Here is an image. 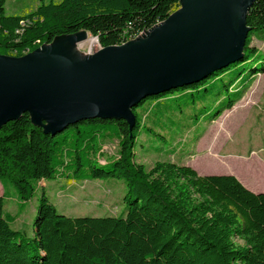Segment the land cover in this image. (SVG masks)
Returning <instances> with one entry per match:
<instances>
[{
  "label": "trees",
  "instance_id": "obj_1",
  "mask_svg": "<svg viewBox=\"0 0 264 264\" xmlns=\"http://www.w3.org/2000/svg\"><path fill=\"white\" fill-rule=\"evenodd\" d=\"M179 1L40 0L33 12L9 16L5 0H0V55L22 57L81 31L96 38L101 48L120 46L164 21ZM245 25L240 60L198 83L143 98L131 110L132 127L122 119L95 118L52 135L34 125L29 113L3 125L0 264H264V193L250 192L232 175L202 176L170 160H158L148 169L135 155L137 150L145 152L141 135L149 142L157 139L154 121L145 124L147 115L154 109L160 113L159 105L166 101H176V93L219 81L228 94L219 103L220 115L240 99L241 82L264 74V55L250 46L252 37L264 41V0L252 1ZM107 136L118 140V150L101 164L98 145ZM59 177L121 181L124 211L103 217L65 216L41 187L31 233L13 229L14 218L4 209L6 189L13 187L24 205L40 182Z\"/></svg>",
  "mask_w": 264,
  "mask_h": 264
},
{
  "label": "rangeland",
  "instance_id": "obj_2",
  "mask_svg": "<svg viewBox=\"0 0 264 264\" xmlns=\"http://www.w3.org/2000/svg\"><path fill=\"white\" fill-rule=\"evenodd\" d=\"M59 1L43 0L45 4ZM39 4L40 0H5V14L26 15ZM146 33L140 34L137 40L144 39ZM87 39L95 38L82 31L71 37H59L25 56H40V62L59 56L62 62H72L99 49L97 40L91 46ZM250 46L264 55L263 40L252 37ZM224 82L227 83L228 79ZM220 85L219 81L208 82L198 91L176 93V101H166L159 105L162 108L160 113L154 109L148 114L145 124L150 125V121H154L153 135L157 139L149 142L147 136H140L145 152L136 151V162L150 169L158 160H170L189 166L202 176L236 175L249 187L251 185L253 191H259L256 194L264 193V74H257L252 81L246 79L241 82L238 85L241 93L237 96L240 99L218 115L219 103L228 95ZM174 108L179 112H173ZM205 111L208 113L203 115ZM98 146L97 156L101 164L116 157V138L107 136ZM156 148L160 150L156 152ZM41 187L58 213L65 216L120 215L125 208V187L121 181H71L59 177L40 182L34 197L24 205L18 201L13 187L6 189L4 209L14 218L13 229L31 233ZM2 192L0 184V195Z\"/></svg>",
  "mask_w": 264,
  "mask_h": 264
},
{
  "label": "water",
  "instance_id": "obj_3",
  "mask_svg": "<svg viewBox=\"0 0 264 264\" xmlns=\"http://www.w3.org/2000/svg\"><path fill=\"white\" fill-rule=\"evenodd\" d=\"M252 1L242 12L241 36L225 62L214 61L213 50L229 26L227 12L206 33V27L191 26L195 15L181 2L164 21L145 31L144 39L99 47L72 62L52 66L37 55H0V128L23 113L52 135L95 118L122 119L132 127L131 110L143 98L198 83L241 59Z\"/></svg>",
  "mask_w": 264,
  "mask_h": 264
},
{
  "label": "bare ground",
  "instance_id": "obj_4",
  "mask_svg": "<svg viewBox=\"0 0 264 264\" xmlns=\"http://www.w3.org/2000/svg\"><path fill=\"white\" fill-rule=\"evenodd\" d=\"M184 10L195 15L192 27H206L208 32L217 26L223 17L224 10L229 17V26L225 33L219 38L213 50V60L224 59L229 56L234 45L241 36L240 20L242 12L251 0H180ZM89 45L95 43V39L86 40ZM60 57H51L46 65H60Z\"/></svg>",
  "mask_w": 264,
  "mask_h": 264
},
{
  "label": "crops",
  "instance_id": "obj_5",
  "mask_svg": "<svg viewBox=\"0 0 264 264\" xmlns=\"http://www.w3.org/2000/svg\"><path fill=\"white\" fill-rule=\"evenodd\" d=\"M246 189H248L249 191L253 192V193H256V192H259V191H253V189H251V185L249 187L248 184H246L245 182H243L242 180H240L236 175L234 176Z\"/></svg>",
  "mask_w": 264,
  "mask_h": 264
}]
</instances>
